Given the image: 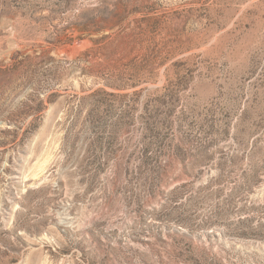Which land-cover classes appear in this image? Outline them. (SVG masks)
Here are the masks:
<instances>
[{
	"label": "rangeland",
	"instance_id": "374dc122",
	"mask_svg": "<svg viewBox=\"0 0 264 264\" xmlns=\"http://www.w3.org/2000/svg\"><path fill=\"white\" fill-rule=\"evenodd\" d=\"M0 264H264V0H0Z\"/></svg>",
	"mask_w": 264,
	"mask_h": 264
}]
</instances>
